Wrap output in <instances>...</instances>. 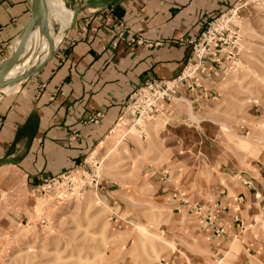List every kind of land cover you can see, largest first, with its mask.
Here are the masks:
<instances>
[{
	"label": "rangeland",
	"instance_id": "rangeland-1",
	"mask_svg": "<svg viewBox=\"0 0 264 264\" xmlns=\"http://www.w3.org/2000/svg\"><path fill=\"white\" fill-rule=\"evenodd\" d=\"M236 4L237 38L223 37L220 76L213 80L218 93L193 117L173 122L160 114L139 124L124 117V131L134 126L138 142L126 136L113 154L104 142L105 152L91 154L65 177L28 182L0 159V264H229L238 258L235 248L209 254L213 249L197 235L189 208L209 199L224 173L236 175L264 152V17L256 15L264 2ZM244 18L252 33L240 31ZM73 26L71 16L60 45L40 53L39 62L59 51ZM57 27L54 35L62 38ZM157 121L162 126L152 130ZM248 122L258 128L255 137L237 147L231 133L247 134ZM136 223L149 233L139 234Z\"/></svg>",
	"mask_w": 264,
	"mask_h": 264
},
{
	"label": "crops",
	"instance_id": "crops-1",
	"mask_svg": "<svg viewBox=\"0 0 264 264\" xmlns=\"http://www.w3.org/2000/svg\"><path fill=\"white\" fill-rule=\"evenodd\" d=\"M31 1L0 0V61L16 46ZM236 1L64 0L78 13L62 47L14 92L0 91V159L33 182L105 152L104 140L130 92L148 76L159 80L177 76L191 60L190 46L178 40L195 39L206 22ZM51 2L62 6L70 22L72 11L63 1ZM54 24L58 31L66 25L53 20V29ZM117 28L121 35L112 31ZM57 35L58 47L65 35ZM132 35L161 45L129 46L126 41ZM220 65L206 60L194 75L196 86L182 84L174 99L164 104V117L173 122L193 117L209 97L215 98L213 80L220 76ZM95 113H100L99 120L86 122L84 118ZM236 173H224L209 199L192 202L191 217L196 219L197 235L213 249L209 254L235 248L238 258L229 264H264V152L246 160Z\"/></svg>",
	"mask_w": 264,
	"mask_h": 264
},
{
	"label": "built area",
	"instance_id": "built-area-1",
	"mask_svg": "<svg viewBox=\"0 0 264 264\" xmlns=\"http://www.w3.org/2000/svg\"><path fill=\"white\" fill-rule=\"evenodd\" d=\"M239 1L240 0H237L236 2ZM248 1L264 2V0ZM236 2L221 14L206 22L202 31L195 39H179L178 42L190 46L191 60L185 64L181 72L174 78L159 80L151 76L146 77L141 84L135 87L128 95L119 119L126 117L135 124L153 121L158 115L162 114L164 104L174 99L177 89L182 84L188 85L189 80L192 79V74L204 64L206 59L214 63H220L218 54L223 50L221 46L226 43L223 37L237 38L234 17L237 15L239 8L236 7ZM87 25L88 21L86 20L83 30H85ZM112 31L121 35L120 31L122 30L117 28L112 29ZM126 44L129 46L156 47L161 45V41H149L138 35H132L128 37ZM227 55V57H230L229 53ZM100 117V113H95L89 114L84 119L86 122L96 123ZM66 173H62L57 177L60 178L65 177V175H70V172ZM94 182H96L95 185H97V181ZM79 191L80 190H78V192Z\"/></svg>",
	"mask_w": 264,
	"mask_h": 264
},
{
	"label": "bare ground",
	"instance_id": "bare-ground-1",
	"mask_svg": "<svg viewBox=\"0 0 264 264\" xmlns=\"http://www.w3.org/2000/svg\"><path fill=\"white\" fill-rule=\"evenodd\" d=\"M44 9H45L44 20L41 22H39V21L35 22L33 29H32V31H31V33H30V35L26 41V44L24 46V50L22 51V54H21L20 58L18 59L17 63L15 64V66L9 72L7 79L10 80L13 78H21L22 76L27 74L30 71V69L36 67L38 64L41 63V62H39V60H40L39 54L48 52V49H50V47H52L55 44V41L58 37V35L55 36L54 32H53V26H52L53 20H59V21H61V24H63V25L66 24L63 27V30L61 31L62 37L66 34V31L69 29V27L71 25V21L69 22L70 15L66 11H64V9L62 8L61 5H58L57 3L51 2V0H44ZM256 15L258 18H261V20H262V17H264V6L256 8ZM238 22L240 24V31L242 33H246V34L252 33L253 30L251 28L249 19L244 18V20H239ZM20 36L18 38L17 44L19 42ZM46 37H50L48 44L46 41ZM17 44H16V46H17ZM16 46L12 45V48L15 49ZM241 46L244 47L245 50L250 48L249 46H247L243 42L241 43ZM50 53H51V51L48 53V55ZM48 55H45V58ZM245 57H247V55ZM262 83L264 84V81ZM18 84L19 83L16 80L15 82H13L9 85H5L4 87L1 88V90L4 91L3 93L9 92V91L13 92L17 89ZM124 123H125L124 117L118 119V121L115 123L112 130L106 136L104 142L108 145L107 154H113V152L117 149L119 144L124 140V138L126 136H128V138H135V141H137V135L135 133V130H136L135 127L131 126L127 129H125V131H124V128L122 127L124 125ZM161 126H162V123L160 121H157L155 123L154 127L152 128V130H156L158 127H161ZM221 126L223 129L226 128V125L223 123L221 124ZM247 127H248V133L245 135H236V133H231L233 136H235L237 138V141L235 143L237 147L238 146L239 147L240 146L247 147V146L251 145L248 142V139L255 137L256 129H258V128L255 126H252L249 122L247 124ZM107 165L108 164H106V166ZM3 167L4 166H2L1 168H3ZM134 229L139 234H142V235L144 233L148 232L147 229L145 228V226L142 224H139V223H136L134 225ZM163 242H164V240H163ZM150 248L152 249V245H150Z\"/></svg>",
	"mask_w": 264,
	"mask_h": 264
},
{
	"label": "water",
	"instance_id": "water-1",
	"mask_svg": "<svg viewBox=\"0 0 264 264\" xmlns=\"http://www.w3.org/2000/svg\"><path fill=\"white\" fill-rule=\"evenodd\" d=\"M44 11H45L44 0H32L31 1L30 16L23 30L20 33L21 36H20V39H19V42L16 48L11 51V53L8 55L7 58L0 61V90L5 85H9L15 82L16 80L18 81V83H20L22 80L28 78L30 75L40 70L49 61L52 54L54 53V50H51V53L40 64L30 69V71L24 76H22L21 78H13L10 80L7 79L9 72L15 66V64L17 63L18 59L20 58L22 54V51L24 50V46L33 29L35 22L36 21L41 22L44 20ZM77 13H78V9H74L72 12V23L75 21Z\"/></svg>",
	"mask_w": 264,
	"mask_h": 264
},
{
	"label": "trees",
	"instance_id": "trees-1",
	"mask_svg": "<svg viewBox=\"0 0 264 264\" xmlns=\"http://www.w3.org/2000/svg\"><path fill=\"white\" fill-rule=\"evenodd\" d=\"M33 121H34V124H36V118H35V119H33Z\"/></svg>",
	"mask_w": 264,
	"mask_h": 264
}]
</instances>
